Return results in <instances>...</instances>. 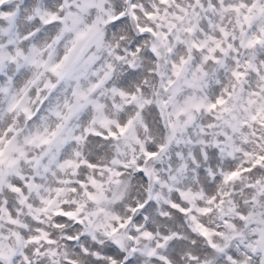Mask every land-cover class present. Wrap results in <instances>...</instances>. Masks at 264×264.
<instances>
[{
	"label": "clouds",
	"instance_id": "9594fccd",
	"mask_svg": "<svg viewBox=\"0 0 264 264\" xmlns=\"http://www.w3.org/2000/svg\"><path fill=\"white\" fill-rule=\"evenodd\" d=\"M0 264H264V0H0Z\"/></svg>",
	"mask_w": 264,
	"mask_h": 264
}]
</instances>
